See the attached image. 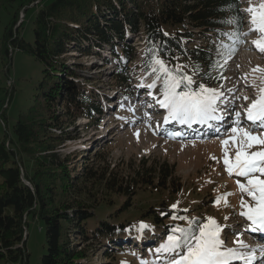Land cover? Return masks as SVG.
<instances>
[{"label":"trees","instance_id":"16d2710c","mask_svg":"<svg viewBox=\"0 0 264 264\" xmlns=\"http://www.w3.org/2000/svg\"><path fill=\"white\" fill-rule=\"evenodd\" d=\"M35 1L0 0V13L3 7H13L0 38V63L7 66L8 72L16 50L43 62L38 90L27 111L19 113L12 132L6 123L8 84L7 97L0 104V123L5 129L0 134V261L29 264L24 236L30 216L44 222L47 251L41 257L42 264H91L94 251L104 256L105 264H117L118 256L132 252L137 255L144 250H148L146 262L154 261L153 251L166 239L169 226H187L186 221L171 220L172 214L203 218L184 212L183 207L172 210L162 201L117 222L133 207L130 198L136 194L135 188L169 191L168 198H172L183 185H175L164 166L148 170L139 167L125 178L121 170L108 166V145L94 153L60 150L79 138L71 129L79 119H87L86 128L98 127L106 115L101 95L94 88L96 83H89L97 75L82 74L79 68L86 66L68 60L76 54L82 58L95 54L101 57L100 50L109 48L116 62L113 80L128 89L127 83L133 79L126 58L135 52L126 39L129 32L143 37L144 68L150 69L149 49L155 46L169 64L199 61L209 71V58L219 59V45L232 42L222 33L238 31L241 41L245 28L243 1L235 0L231 9L227 7L231 0H39L28 6ZM38 4L42 6L33 21L34 39L28 41L20 31L21 12ZM238 10L242 24H225ZM103 61L112 62L106 56ZM210 71L216 76L215 69ZM203 82L215 85L221 80L205 78ZM116 110L111 116L125 114L121 105ZM104 142H100L101 148ZM200 186L198 183L196 188ZM103 192L108 198L99 197ZM112 195L123 199L116 204ZM205 196L196 201L202 209L214 204L213 195L209 199ZM233 212L231 216L235 217ZM141 221L152 225V230L142 233V239L133 227Z\"/></svg>","mask_w":264,"mask_h":264},{"label":"rangeland","instance_id":"374dc122","mask_svg":"<svg viewBox=\"0 0 264 264\" xmlns=\"http://www.w3.org/2000/svg\"><path fill=\"white\" fill-rule=\"evenodd\" d=\"M242 1L243 9L247 8L249 6V0ZM252 3L258 4L259 0H252ZM42 4L29 8L24 18L21 12L20 18H23V26L20 31L28 41H33L34 39L32 30L33 21L36 12ZM12 14L13 7L8 6V8H2L0 13V38ZM244 16V32H247L249 30V17L246 13H244ZM257 36L258 34L256 32H252L248 36H243L239 51L228 60L227 65L222 69L223 76L226 79L221 80L220 83L215 85L207 84L210 87H219L220 84H223L224 91L230 99L233 94L228 93L227 89L234 87L236 89L234 95L240 97V99L236 100L235 107L241 112L247 108L248 104L256 96V90L251 86L253 79L250 70L257 65L264 67V54L260 53L252 44V41L256 40ZM126 39L135 51L131 56L126 58L129 73L133 79V81L127 83L130 86L128 89L127 86H120L113 80L112 73L116 69V62L109 48L100 50L101 57L95 54L82 58L76 54L69 58V63H78L86 66V68H79L82 74L97 75L96 79L91 82L89 81V83H96L94 84V88L101 95V101L106 108V115L98 127L86 128L85 123H87V119H79L76 122V127L71 128L72 133L79 138L75 141L67 142L60 150L62 152L82 150L94 153L103 150V145H108V149H106L108 166L111 169H117V171L121 170L125 178L128 177V173L135 172L139 167L141 170H148L164 166L171 173L169 179H175V185L178 183V187L183 185L180 191L172 195V198H168L171 195L169 191L158 193L149 190L146 191L142 188H135L136 194L132 193L130 198V200H133V207L118 219L117 222L125 221L128 216L135 217L136 214L140 213V208L148 207L149 205L158 206V203L162 201H166L169 205L178 202V209L180 207H183L182 209H192L187 211L188 214L194 213V215L200 218L211 216L221 224L227 223L229 228L224 230L222 236L225 237L226 244L229 247L233 246V241L236 239L235 236L226 235L232 228L237 232H242L243 234L240 236V239L252 247L264 243V240H260V234L256 233L257 235H253V233L245 231L248 228L249 222L239 215L235 217L231 216L232 211L236 213L240 211L239 200L241 197L236 184L237 178L235 176H229L223 164V150L220 139H226L227 135L216 136L214 139L211 137L205 142L196 140H206L209 133L204 131L205 135L203 137L195 135L193 130L198 126L195 125L191 131H181L187 135H194V138H171L168 132L170 131L171 124H165L163 119L166 111L160 109L158 105L149 107V105H154L155 102L148 95L147 90L142 92L143 88L139 86L152 82V76L149 75L150 69L144 68L141 62L144 58L145 48L143 37L137 36V34L132 35L128 32ZM104 56L111 59L112 62L107 64L103 61ZM166 62L168 63L167 60ZM178 63L181 64L178 61L175 64L168 63V65L171 67ZM0 67V85L4 87V90L3 88L0 89V104L1 100L7 97L5 89L7 90L8 75L11 77L14 86L12 97L9 102L8 99L5 102V107H7L6 123L10 132H12V126L19 113L27 111V108L33 101L34 94L38 90L37 86L42 77L43 62L31 54L16 50L12 54V63L10 69L8 68L9 71L7 72V66L3 63H0ZM245 74H249L247 84L243 79ZM195 79L199 80V77ZM80 80H83V77H80ZM255 84L260 86V81L258 79L255 80ZM157 88H159V84ZM157 92L156 95L158 96L159 89ZM244 96H247L248 100H244ZM120 104L122 105V109L125 110V114L123 112L115 117L111 116L116 114L117 106ZM242 121H244L243 116ZM244 123L247 126V122L244 121ZM4 132L5 129L0 123V134H4ZM136 133H139V135ZM214 135L217 134L215 133ZM101 141H105L102 144V148L100 146ZM260 147L259 145L254 146L251 150L257 151L260 150ZM229 149L230 156H233L234 149L231 144L229 145ZM212 157H216V159L214 160ZM212 173L215 175H212ZM198 183L201 185L199 189L196 188ZM211 190L214 191L209 192ZM226 192L234 193V195L227 197L230 207H225L224 202L221 201L218 206L213 204L210 208L206 207L202 209V204L199 202L196 203L197 199L200 201L205 195H207L205 196L206 199H209L213 195L212 199L215 201L218 196ZM107 196L108 194L106 192L99 194L101 198ZM111 197L113 200H116V204H119L120 200L123 199V197L118 198L116 195H112ZM245 198L247 199V197ZM196 206L199 208L193 210ZM225 216L229 217L227 221L224 220ZM27 234L26 247L29 252V264H42L41 257L47 251L43 220L30 216ZM119 246L115 245V247ZM147 253L148 251L144 250L141 254L147 255ZM100 254L99 251L92 253L91 264H105L107 262L104 256ZM129 254L124 253L125 256H118L116 260L118 262L117 264H141L142 260L146 262L143 257L137 259L138 255L135 252ZM0 264L7 263L0 261ZM234 264H240V262L237 261Z\"/></svg>","mask_w":264,"mask_h":264},{"label":"snow or ice","instance_id":"6c2138e0","mask_svg":"<svg viewBox=\"0 0 264 264\" xmlns=\"http://www.w3.org/2000/svg\"><path fill=\"white\" fill-rule=\"evenodd\" d=\"M229 9L235 7V0L227 4ZM232 16L224 21L228 25L242 24V17ZM249 17V30L243 36H248L252 32L258 34L257 39L252 41L255 48L264 54V0H259L258 4H253L249 0V6L242 9ZM164 35H168L165 33ZM231 39V44L219 45L217 49L218 60L212 61L209 58L208 68L205 71L199 61L188 64H176L169 66L165 59L160 56V50L155 46L149 49L150 68L149 75L152 82L139 85L148 89V95L152 97L155 104L160 109L166 111L164 123L177 122L191 128L193 124L205 125L213 128V122L218 125H226L223 129L216 126L214 131L221 138L220 143L223 150V164L229 176H235L238 191L240 193L238 213L241 218L249 222V227L245 231L260 234L264 240V67L257 65L250 70L253 83L252 87L256 90V96L248 104L243 112L235 107L236 100L240 97L235 96L236 89H227L233 96L230 99L225 91L224 85L210 87L203 81L224 80L222 69L227 65L237 52V43L240 41V33H222ZM222 61V62H221ZM212 69L216 70V76L211 74ZM248 75L243 79L248 83ZM199 77V80L195 79ZM260 81V86L255 84V80ZM159 84V95L153 94V89ZM248 100L247 96L243 97ZM247 122L245 126L244 121ZM139 135V133H136ZM171 138L184 135L181 132L169 134ZM234 149V155L230 156L229 145ZM261 146L260 150L252 151L254 146ZM216 159V157H212ZM219 162V161H217ZM243 181V182H242ZM234 193H224L218 196L213 202L217 206L224 202L225 207H230L227 197ZM247 197V199L245 198ZM178 208V202L171 205L172 210ZM187 212V209L183 210ZM161 215L169 213L161 212ZM171 220L186 221L187 226L181 227L179 224L169 226L166 239L160 243L153 251L155 260L151 262L141 261V264H264V243L250 246L240 239L242 232H237L234 228L230 229L226 235L235 236L233 246L226 244L225 237L222 236L225 229L229 228L227 223L221 224L215 218L209 216L203 219L189 217L188 215H171ZM228 216L224 217L227 221ZM138 234L146 230H152V225L141 221L134 225Z\"/></svg>","mask_w":264,"mask_h":264},{"label":"built area","instance_id":"2783aa9c","mask_svg":"<svg viewBox=\"0 0 264 264\" xmlns=\"http://www.w3.org/2000/svg\"><path fill=\"white\" fill-rule=\"evenodd\" d=\"M7 84H8V87H9V91H10V95L7 97V99H8V102H9V100H10V98L12 97V91H13V84H12V81H11V77H8L7 78ZM5 106H6V104H5ZM3 121V120H2ZM3 123H5L4 121H3Z\"/></svg>","mask_w":264,"mask_h":264},{"label":"bare ground","instance_id":"6f19581e","mask_svg":"<svg viewBox=\"0 0 264 264\" xmlns=\"http://www.w3.org/2000/svg\"><path fill=\"white\" fill-rule=\"evenodd\" d=\"M180 127H182V126H180ZM186 131L188 132L189 130H186ZM193 131H194L195 135H199L200 137H203L205 135V132L199 126L195 127V129Z\"/></svg>","mask_w":264,"mask_h":264},{"label":"clouds","instance_id":"9594fccd","mask_svg":"<svg viewBox=\"0 0 264 264\" xmlns=\"http://www.w3.org/2000/svg\"><path fill=\"white\" fill-rule=\"evenodd\" d=\"M25 233H26V238H27V230H26V232H25ZM24 237H25V236H24ZM26 238H25V239H26Z\"/></svg>","mask_w":264,"mask_h":264},{"label":"water","instance_id":"95a60500","mask_svg":"<svg viewBox=\"0 0 264 264\" xmlns=\"http://www.w3.org/2000/svg\"><path fill=\"white\" fill-rule=\"evenodd\" d=\"M26 238V233H25V237H24V239Z\"/></svg>","mask_w":264,"mask_h":264}]
</instances>
